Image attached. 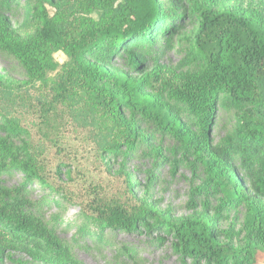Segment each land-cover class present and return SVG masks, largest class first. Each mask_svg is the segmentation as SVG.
<instances>
[{
    "label": "trees",
    "instance_id": "16d2710c",
    "mask_svg": "<svg viewBox=\"0 0 264 264\" xmlns=\"http://www.w3.org/2000/svg\"><path fill=\"white\" fill-rule=\"evenodd\" d=\"M18 1L0 0V53L23 68L27 84L46 82L49 74H57L51 101L38 109L50 142L55 140L58 115L80 90L90 107L122 134L118 144L107 145L102 152L117 158L123 144L128 159L136 144L146 141L138 128L140 117L196 157L206 173L198 191L219 201L214 217L205 203L203 213L175 218L155 206H128L96 195L89 205L92 220L112 232L171 242L184 261L264 264V12L239 6L217 9L214 0H188L185 9L172 0L183 18L188 14L197 18L198 28L186 58L195 68L169 76L160 65L146 69L148 53L141 47L158 40L157 28L167 13L162 0H24L28 3L24 16L36 24L31 34L15 29L8 14L19 7ZM58 52L68 57L67 63L54 60ZM121 52L136 74L114 70L111 63ZM14 88L0 72V176L18 171L46 184L34 149L9 113L17 101L32 106L28 95H18ZM220 106L236 112L237 126L225 143L212 146L210 128ZM185 116L196 124L189 126ZM237 155L254 180L253 196L244 193L231 163V156ZM122 165L121 173H126ZM19 194L0 182V262L9 253H23L40 264H80L28 212L29 202ZM236 204L246 212L241 232L220 230L223 210ZM234 237L241 238L239 244H234Z\"/></svg>",
    "mask_w": 264,
    "mask_h": 264
},
{
    "label": "rangeland",
    "instance_id": "374dc122",
    "mask_svg": "<svg viewBox=\"0 0 264 264\" xmlns=\"http://www.w3.org/2000/svg\"><path fill=\"white\" fill-rule=\"evenodd\" d=\"M187 9L188 0H176ZM217 9L239 6L246 10L264 12V0H214ZM167 11L158 25L155 45L143 42L147 51L146 69L160 65L172 76L180 71L195 68L186 62L193 35L198 28L197 18L175 10L172 0H162ZM19 7L8 11L14 27L23 33H33L36 24L25 18L28 3L18 1ZM51 14L54 11L48 7ZM54 60L63 65L68 57L58 52ZM117 72L136 74L126 64L121 52L112 61ZM0 72L15 86L16 94L24 92L32 106L17 101L9 108L14 119L24 130V137L35 151L37 170L46 184L18 171H8L0 176L7 189L20 192L29 202L28 212L41 220L72 253L80 264H196L185 261L171 248V242H156V237L145 234L112 232L92 220L89 205L96 195L110 202H124L128 206L142 203L155 206L162 212L170 211L175 218L193 213H203L209 203V213L216 215L219 201L216 197L205 198L198 191L205 181L203 165L196 157L182 150L180 144L158 127L138 117V128L146 141H139L131 156L121 145L120 156L115 158L102 152L110 144H118V134L111 120L97 114L87 103L80 90L64 112L58 113L54 136L49 141L44 135L46 128L40 123L38 109L51 101L52 81L57 74L51 73L46 82H29L27 73L11 57L0 53ZM165 102L167 99H164ZM216 110L210 128V143L220 146L234 133L237 126L236 112L220 106ZM55 117V116H53ZM189 126L196 120L185 116ZM196 130V128H193ZM197 131V130H196ZM199 132V131H198ZM120 135V136H119ZM20 145V143H16ZM157 149L159 152L157 153ZM231 163L243 186L244 193L253 196V179L240 156H231ZM125 163L126 173H121ZM254 166H252L253 168ZM132 186V187H131ZM199 193V194H198ZM264 201V199H263ZM194 205H191V203ZM246 212L242 204L225 208L218 227L222 231L234 229L241 232ZM241 238L234 237V244ZM0 264H40L23 253H9Z\"/></svg>",
    "mask_w": 264,
    "mask_h": 264
}]
</instances>
